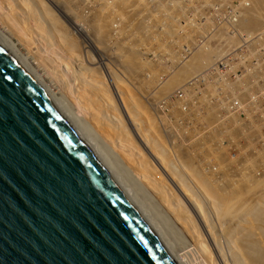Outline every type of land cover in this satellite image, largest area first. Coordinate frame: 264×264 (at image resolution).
Masks as SVG:
<instances>
[{"label":"bare ground","instance_id":"bare-ground-1","mask_svg":"<svg viewBox=\"0 0 264 264\" xmlns=\"http://www.w3.org/2000/svg\"><path fill=\"white\" fill-rule=\"evenodd\" d=\"M41 2L0 0V30L17 48L19 44L25 46L24 48L27 49L25 55L33 63L38 64L39 69L40 65L42 67L45 65L43 67L46 71L45 77L52 80L54 84L52 88L57 96L73 110L113 163L130 181L175 247L185 250L189 256L198 255L200 258H206V264H264L263 176L260 177L263 180L258 177L249 178L246 184H241L228 179L225 172L218 167L206 171L208 168L205 165H213L209 157L197 159L201 173L189 170L190 161L180 157L175 144L156 142L151 129L137 122L138 116L146 110L142 103L133 101V97L121 87L125 83L124 86L128 88L125 79L104 63L107 67L105 68L86 52L88 48L94 54L100 53L104 58L108 56L100 47L103 42H113L111 40L120 32L114 37V22L119 23L118 26L129 27V30L126 27H122L121 30L125 28L122 31L127 30L128 37L132 39L135 38L137 28L140 32L146 30L141 39L142 42L147 43L149 37L155 34L156 25L155 27L151 25V18L145 20L140 27L139 23H136L143 17H139V12L144 9L147 0H107L101 5L95 4L99 6L96 12L89 7L85 10L92 19L95 18L90 19L91 24L88 23L87 18L83 20V17L77 15V11L82 10L80 9L82 4H78L76 0H41ZM84 2L92 3L90 0ZM163 2H160V8H166L164 4L161 5ZM171 2L168 5L172 4L174 8L180 3L175 0ZM259 4L263 7L260 8V12L264 13V0H259ZM77 5L80 6L78 10L75 9ZM171 9L169 8V11H173V8ZM106 14L110 18H107ZM170 14L171 12L167 14L168 18L171 17ZM125 15H128V18ZM250 15L252 20L245 18L247 21L241 23L245 28L243 30L264 31V15L251 13ZM138 17L139 19L135 21ZM66 22L69 26H66ZM170 27V29L169 26L165 29L162 27L161 32L158 33L165 39L174 37L173 23ZM14 39L18 40V44ZM120 43L123 47L122 42L118 44ZM129 48L130 51L127 49L125 56L123 55V71L132 79L137 77L135 74L143 71L141 67L143 62L137 65L132 46ZM213 50L216 53L212 48ZM204 56L198 55V59L184 65L185 67L180 68L171 82L160 84L162 85L160 89L163 91L165 89L166 92L174 90L177 84L190 79V72L205 67L202 61ZM115 57L118 59L117 55ZM204 58L206 61L210 60L209 54ZM98 64L107 74L110 80L109 86H105L101 81V69ZM232 69L230 67L228 71ZM152 72L155 76L154 80L160 82L161 73L155 69ZM166 92L164 91L165 94H161L162 96L159 95L161 97L157 96V100L166 97L168 94ZM211 141V139L206 140V143L211 144ZM194 146L197 149L217 148L216 144L209 147L201 140ZM139 148L147 152V158L141 156ZM167 182H170L171 186Z\"/></svg>","mask_w":264,"mask_h":264},{"label":"water","instance_id":"water-1","mask_svg":"<svg viewBox=\"0 0 264 264\" xmlns=\"http://www.w3.org/2000/svg\"><path fill=\"white\" fill-rule=\"evenodd\" d=\"M0 264H189L95 137L1 30Z\"/></svg>","mask_w":264,"mask_h":264},{"label":"rangeland","instance_id":"rangeland-1","mask_svg":"<svg viewBox=\"0 0 264 264\" xmlns=\"http://www.w3.org/2000/svg\"><path fill=\"white\" fill-rule=\"evenodd\" d=\"M37 1L41 2V0ZM76 1L78 4H82L81 8L78 5L75 8L82 9L77 11V15L83 17V20L87 18L88 23L91 24L90 21L95 18L92 19L90 15L86 14V8L89 7L97 11L99 8L97 5H101L107 0H90L92 3H85L84 0L83 2L82 0ZM159 1H164L161 5L164 4L166 8H160ZM171 1L147 0L143 6L144 9L141 7L139 17L143 16V19L135 18V21L136 19L140 20L136 21L139 23V27L150 18L151 25L157 27L153 28L155 34L149 37L147 43L142 42L141 39L146 30L140 32L137 28L135 38L132 39L128 37L127 30L122 31L125 28L121 30L126 25L118 26L119 23L114 22V37L120 31L116 35L119 38L115 37L110 43L103 42L100 47L108 56L104 58L100 53L94 54L88 48L86 52L94 59L96 58L98 63L104 65L105 68H107L105 66L107 64L116 74L125 79L128 88L125 87V83V86L121 85V87L128 95L130 94V97H133V101L142 103L146 110V112H141L137 122L145 125L149 130L151 129L156 142L175 144L180 157L190 161L189 170L201 173L197 159L209 157L213 165H205L208 168L206 171L218 167L225 172L228 179L241 182V184H246L249 178L258 177L260 179L263 176L264 179V31L262 29L260 31L254 29V32L253 29L243 30L245 28L241 24L246 19L249 21L253 19L250 13L264 15L263 12H260V8L263 9V7L259 4V0H175L180 2H177L179 9L178 6L172 7L173 2ZM228 1H235L234 10H231ZM99 2L100 4H98ZM169 2L172 3L170 6ZM169 8L170 10L173 8V11H169ZM166 10L167 12H165ZM170 12L172 15L170 14L171 17L168 18L167 14ZM56 14L58 13L56 12ZM232 14L234 15L232 16ZM57 16L60 17L59 14ZM126 16L128 18V15ZM106 17H109L108 14ZM171 23L174 25L172 30L174 29L175 36L165 39L158 32H161L162 27L165 29L169 26L168 29H170ZM67 24L66 22V26H69ZM232 26L236 29H232ZM125 32L127 33L124 34ZM91 34L93 33L91 32ZM230 37L231 39H229ZM14 40L18 44V40ZM227 41H229L228 44ZM119 42H122L123 47L121 43L118 44ZM131 46L137 65L143 62L141 65L143 71L135 74L137 77L132 79L128 78L127 72L123 71V58L127 49L130 51L129 47ZM24 47L19 44L18 49L27 54V49ZM212 48L217 54L214 50L212 51ZM146 52L147 54H143ZM197 54L199 57L206 54L204 57H207L209 54L211 61H206L202 57L205 67L199 71L190 72L191 78L184 83L177 84L174 90L166 92L164 89L168 94L157 100V96L165 94L163 89H160L162 86L160 84L171 82L180 68H184L196 58L198 59ZM115 55L118 59H115ZM100 64H98L99 68ZM35 66L39 69L38 64ZM43 67L40 65L39 70L45 75L46 71ZM230 67L233 69L228 71ZM41 68L43 69L41 70ZM153 69L161 73L160 82L154 80ZM101 77L104 85L109 86L110 80L102 69ZM46 78L48 79V77ZM139 78L142 79V82ZM48 81L51 86L54 85L50 78ZM148 83L153 85L150 86ZM85 95L90 97L88 94ZM209 136L211 138L207 139ZM209 139L212 140L211 144L206 143V140ZM200 140L209 147L216 144L217 148L215 150L207 149V147L197 149L194 144ZM139 150L141 156L147 158V152L142 148ZM167 183L171 186L170 182ZM176 248L189 264H206V258H200L198 255H195L197 258L194 255L189 256L185 250L178 246Z\"/></svg>","mask_w":264,"mask_h":264},{"label":"built area","instance_id":"built-area-1","mask_svg":"<svg viewBox=\"0 0 264 264\" xmlns=\"http://www.w3.org/2000/svg\"><path fill=\"white\" fill-rule=\"evenodd\" d=\"M228 3H229V5L231 6V7H230L231 10H234V9H233V6H234V4H235V1H232V2H231V1L229 2V1H228ZM233 15H234V14H232V16H233ZM235 25H236V23L234 22V26H235ZM234 26H232V27H233L232 29H236Z\"/></svg>","mask_w":264,"mask_h":264}]
</instances>
